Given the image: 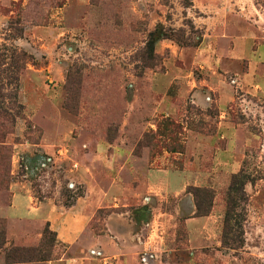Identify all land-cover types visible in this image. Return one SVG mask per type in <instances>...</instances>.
<instances>
[{
    "label": "rangeland",
    "instance_id": "374dc122",
    "mask_svg": "<svg viewBox=\"0 0 264 264\" xmlns=\"http://www.w3.org/2000/svg\"><path fill=\"white\" fill-rule=\"evenodd\" d=\"M262 46L264 0H0V264H264V95L244 83ZM222 110L241 131L221 125ZM221 152L240 162L217 163ZM160 169L190 170L189 186L214 191L209 240L191 247L178 198L153 182ZM235 173L248 181L232 249ZM16 193L64 213L12 219ZM74 208L84 222L69 235ZM122 244L136 248L129 262Z\"/></svg>",
    "mask_w": 264,
    "mask_h": 264
},
{
    "label": "crops",
    "instance_id": "0c3cea01",
    "mask_svg": "<svg viewBox=\"0 0 264 264\" xmlns=\"http://www.w3.org/2000/svg\"><path fill=\"white\" fill-rule=\"evenodd\" d=\"M241 46V44L238 46L237 49H234L233 54L234 57H241L243 56L244 50ZM253 50V54L250 57L249 60V72L247 73V76L244 78V83L248 84L250 86V89L256 92H261L264 95V77L258 76L257 69L258 66H263L264 67V46L259 47L257 50ZM247 56V55H246ZM224 92H222L221 89V94L218 98L219 102V107L223 109L224 107H227L230 102L234 100V96L232 94V91L230 88H225L223 89ZM203 99L200 97L198 100ZM203 102V100H202ZM227 115V110H222L221 111V116L225 117V120L223 119L220 123L221 125L223 124L224 126L228 127L231 129L230 132H238L241 131L242 123H233L229 121L226 116ZM233 125V126H232ZM235 137V136H234ZM214 137L210 140L209 147L212 148V144L216 141L213 140ZM221 139H224L221 138ZM202 145V144H201ZM204 149V146H203ZM217 163L220 164H226V165H238L240 161L236 159V156L234 154H225L224 159L220 160V158L223 156L222 152L217 154ZM167 176H172L173 181L179 180V184L173 185L171 183H164L163 180H161L162 176L164 175ZM192 175V180L195 176L192 171H188L186 169L184 170H173V169H160L159 171H155L151 176H154L153 182H162L164 184L162 192L166 191L167 194H171L174 197H177V206L175 208L176 212V217L184 216L186 226L188 228V233H189V241L191 244V247H194L197 242H204L206 240H209V237L206 235L211 231V227H213V222H214V215H208V216H195V210L196 206L193 201V197L189 193H185L187 187L190 185L189 180L191 179L190 176ZM28 204L31 206L32 210L35 212L34 215L30 216L25 214V212H22V209L20 207L21 204ZM34 200L31 199L30 197L28 198L27 195L23 193H16L14 195V201L12 206L10 208L14 209V211L11 214H8L6 216L11 217L12 219H19L20 221H26L29 220L31 223L36 224V225H43L48 221H52V218H58L60 219L61 216L63 215V211H60L59 208H53L49 206L45 202H40L35 203L34 205ZM69 213L68 218H67V224L69 230H66L64 232H69V235H74V231L84 222V216H83V210H67ZM167 214V213H164ZM172 216V215H171ZM173 217H175L173 215ZM15 228H19V230H22L24 228V225L22 223H19L18 225L15 226ZM110 230L113 233H118L114 229ZM153 235L150 237V241H154ZM19 236H22L19 234ZM118 237L121 236L120 233L117 235ZM160 239H157V246L156 247H164L163 242L165 240V237L163 236H158ZM124 238H126L124 236ZM92 241V239H91ZM124 243V242H123ZM150 244V243H149ZM147 242V246L149 245ZM153 245V244H152ZM155 246V245H153ZM108 250H111V246L107 247ZM132 248V250H131ZM118 251V254L120 255L121 258H123L126 262L131 261V259H134V256H131L129 253H134L136 250L135 246H128L127 244H122L118 245L116 248ZM163 264H170L169 262H164Z\"/></svg>",
    "mask_w": 264,
    "mask_h": 264
},
{
    "label": "trees",
    "instance_id": "16d2710c",
    "mask_svg": "<svg viewBox=\"0 0 264 264\" xmlns=\"http://www.w3.org/2000/svg\"><path fill=\"white\" fill-rule=\"evenodd\" d=\"M155 44H151V48L154 47ZM248 181V177L246 174H237L233 175L232 181L228 187V191L226 193V217H225V228L228 227L227 231L225 230L223 244L228 246L232 249H237L240 247L244 240L241 239V232L240 236H236L233 240L235 244L230 242L232 237L231 232L233 231L234 227L231 226V221L235 218L236 208L239 205L240 201H246V190L245 185ZM188 191L194 194L196 200L197 211L195 216H208L211 213L212 206H213V199L215 197L214 191L210 188L201 187V186H189ZM185 222V219H184ZM186 224V222H185ZM236 231V230H235ZM47 235H55V232L50 230L47 226L44 230V237L46 238ZM231 236V237H230ZM0 243L2 248L6 243L5 234L1 231L0 232ZM23 251L20 250V252ZM29 252V250H27Z\"/></svg>",
    "mask_w": 264,
    "mask_h": 264
}]
</instances>
